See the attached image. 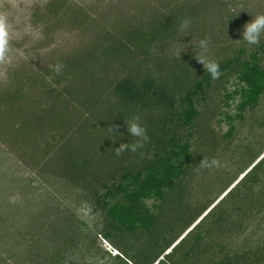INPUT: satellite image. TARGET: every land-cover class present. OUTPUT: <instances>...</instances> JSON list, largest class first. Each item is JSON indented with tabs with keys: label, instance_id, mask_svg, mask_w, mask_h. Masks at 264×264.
Returning <instances> with one entry per match:
<instances>
[{
	"label": "trees",
	"instance_id": "16d2710c",
	"mask_svg": "<svg viewBox=\"0 0 264 264\" xmlns=\"http://www.w3.org/2000/svg\"><path fill=\"white\" fill-rule=\"evenodd\" d=\"M230 2L137 0L135 13L133 0L107 10L51 0L33 14L47 38L67 26L79 42L41 59L26 51L0 81V264H68L82 251L103 264L104 243L117 251L107 264H264V34L258 45L240 40L246 19ZM205 37L215 80L195 58ZM218 93L236 111L220 114L222 136ZM134 116L149 139L116 156L134 142ZM247 124L250 138L231 150ZM224 152L226 173L199 167ZM83 208L96 218L90 229ZM60 220L75 242L53 237Z\"/></svg>",
	"mask_w": 264,
	"mask_h": 264
},
{
	"label": "rangeland",
	"instance_id": "374dc122",
	"mask_svg": "<svg viewBox=\"0 0 264 264\" xmlns=\"http://www.w3.org/2000/svg\"><path fill=\"white\" fill-rule=\"evenodd\" d=\"M51 0H31L30 6L28 8V10L30 11V17L29 20L31 22V24L33 25V27L39 32V36L38 37H32V36H21V35H16L13 37V39L11 40V47L13 49V58H12V64L7 68V74L8 72L15 67L16 65H18L20 62L26 60V51H28L29 54H33L35 57V59H38V57H40V59L42 57H44L45 54L47 53H51L53 49H59L63 52H67L68 50H70L71 48L75 47L76 44L79 42L78 37L76 36V33L74 32H70V29L65 26V27H61L59 29H50L48 33L49 34V38H47V36L44 35L45 33V28L40 24L38 25V22H36V17L33 16L34 13L37 12H41L43 13L45 11V7L48 5V3ZM71 2H82V3H86L88 5H92V7H94V9H102V10H107L108 6H109V2L113 1V0H70ZM103 1V2H102ZM95 2H100L101 5H94ZM137 3V0H133V4ZM231 4L229 5V7L233 10L234 9V4H237L238 6L235 8L237 10H239L241 12L240 16L243 19H246L243 22V27L246 23L250 22L256 15L258 14H262L261 12H259L256 9V6L258 3H264V0H231L230 2ZM23 7V5H22ZM136 4H135V9H131V11H135V13H137V8H136ZM138 7H141V2L138 1ZM37 9V11L35 10ZM35 10V11H34ZM124 11L126 12V9H124ZM259 12V13H257ZM127 13V12H126ZM139 13V12H138ZM264 13V11H263ZM213 14H216L215 11L213 12ZM210 20V19H209ZM37 23V24H36ZM209 26V25H208ZM221 27L218 26L216 27V31L220 30ZM22 30V25H17L15 28L16 32H20ZM231 36L232 35H236V31L230 33ZM208 36H210V34H207ZM240 43V41H239ZM238 41L235 39V43L233 44V41L231 40L230 44L227 43H217L220 48L222 49H228V48H233V46L237 47V45L239 44ZM245 43V42H244ZM213 47V46H212ZM214 49H217L218 47H213ZM20 50L24 53V55L21 56H17L15 55L16 51ZM216 50L213 51V55H211L212 60H218L217 59V54ZM4 80L2 77H0V81ZM234 83H236L235 81H232L231 85L229 86L230 90L234 89ZM222 91V90H221ZM224 99L221 96V93H218L217 99H215L214 101L216 102V106L217 107V117L215 119V121H213V126L217 132V134H219L220 136L224 135L226 133V131L228 130L229 126L228 124H226L224 121L223 123H221L220 125L218 124L217 121L221 120L223 118L222 115H220L221 113H229L231 116H234L236 111H235V104L230 103L231 108L228 109L226 106H224L223 101ZM253 119H261L262 114L259 113L257 114V112L253 113V115L251 116ZM252 119L249 121V124H251ZM249 124L246 125V127H244L241 130L240 133V137L233 141V143L228 146L231 150H234L235 148H237L238 146H240L241 144L244 143V141H248V139L250 138L248 135V127ZM259 130L261 131V129L259 128ZM227 154L230 153H226L224 152L222 154V159L220 162V167H216V169L222 171L223 173H226L228 170H230V166H231V162L229 161V157H227ZM77 214L81 217V220L84 222H87L88 224V228H92V226L94 225V221L96 218H94V216L91 215L89 210H86L85 208L83 209H77ZM51 229V234L54 235L53 237H59L61 238V240L63 241V243H68L72 242V241H76V237L71 235L68 236V234L66 235L64 232L67 229L66 224L63 223L62 220H60L59 222H55V224L53 226L50 227ZM49 229V230H50ZM48 230V231H49ZM60 231L61 233H63L59 236H55V234ZM104 249L108 250L109 252H112V257H107V259L105 261H101L103 262V264L106 262L110 263L111 258H114L113 256H115L117 254V251L113 250L112 247L107 244L104 243ZM171 251V250H170ZM170 251H167L165 254H168ZM91 257L90 255L87 254V252L85 253V251H82V254H76L73 255L71 260L69 261L71 264H92V260H90ZM162 260H166V258L163 259V257H161L159 259V261ZM158 261V262H159ZM68 262V264H70ZM158 262L156 264H158ZM102 264V263H101Z\"/></svg>",
	"mask_w": 264,
	"mask_h": 264
},
{
	"label": "clouds",
	"instance_id": "9594fccd",
	"mask_svg": "<svg viewBox=\"0 0 264 264\" xmlns=\"http://www.w3.org/2000/svg\"><path fill=\"white\" fill-rule=\"evenodd\" d=\"M31 0H0V77L7 79V68L12 64L13 49L11 47V40L16 35L38 37L39 32L31 24L28 10ZM23 5V7H22ZM17 25H22V30L16 32ZM191 26V21L184 18L180 22L178 31L187 32ZM262 34H264V13L256 15L250 22L246 23L242 32V41L247 45H258ZM202 51L195 56L197 61L203 65L204 71L215 80L218 79L221 72L220 66L215 60H210L207 57L209 48V40L207 37L201 39L197 45ZM15 55L23 56L24 53L17 50ZM180 58V53H178ZM50 69L57 75L63 71L64 65L57 62L49 66ZM139 116L132 117L127 123V131L134 138L132 144L121 143L119 147L115 148V155L121 156L124 152H136L143 147L144 143L148 141L146 129L139 123ZM110 131H115V126H109ZM220 161L216 158L209 160L204 157L200 162V168L211 169L220 167Z\"/></svg>",
	"mask_w": 264,
	"mask_h": 264
}]
</instances>
